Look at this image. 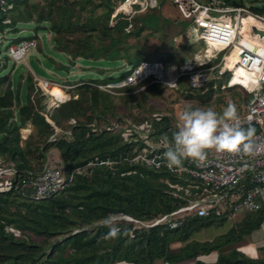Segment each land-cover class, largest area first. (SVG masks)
<instances>
[{"label":"trees","instance_id":"trees-1","mask_svg":"<svg viewBox=\"0 0 264 264\" xmlns=\"http://www.w3.org/2000/svg\"><path fill=\"white\" fill-rule=\"evenodd\" d=\"M118 1L0 3V33L14 37L0 46V169L15 171L10 185L0 188V264H264V256L251 258L237 249L262 229L264 209L237 215L229 209L206 218L193 217L174 230L166 226L140 230L133 223L119 220L127 215L152 222L209 191L188 175L149 169L133 161L145 146L139 130L150 124V141L157 146L169 145L164 150L167 158L175 165L183 162L177 153L182 140L179 121L169 113L146 110L144 104L154 107L169 92L186 120L194 121V117L201 119L211 114L213 108L231 106L223 103L221 92L239 87L222 89L224 82H213L207 90H187L183 84L178 90H169L146 80L139 86L101 88L126 79L144 62H152L149 59L176 67L202 58L201 54L194 60L186 55L177 58L173 39L161 57L150 56L158 52L156 49L145 51L143 40L148 38V31L162 32L174 23L190 37L182 48L183 54H192L193 45L201 43L193 35L189 21L163 15L168 0H156L147 12L112 24L110 18ZM227 1L233 5L243 3ZM183 22L189 24L188 30H182ZM24 26L34 27L43 37L22 33L20 28ZM48 32L53 49L45 43ZM33 40L38 41L41 54L40 58H30L34 76L61 82L47 69L65 75L71 70L67 64L74 66L79 61L91 65L99 74L80 77L82 83L71 99L48 111L37 98L43 92L36 86L34 76L24 65L14 68L6 54L11 46ZM55 60L61 62L59 67ZM86 78L88 81H83ZM238 94L234 93L233 101L237 102ZM242 100L247 109L253 98L249 95ZM26 129L32 131L24 138L22 131ZM53 151L60 154L65 175L91 163L97 165L91 167L90 174L77 175L64 191L36 200L30 185L45 168L52 167L46 160ZM106 161L114 165H100ZM56 168L60 169L59 163ZM235 216L226 234L206 242L196 239L202 230L222 226ZM175 243L182 244L177 252L172 248Z\"/></svg>","mask_w":264,"mask_h":264},{"label":"built area","instance_id":"built-area-1","mask_svg":"<svg viewBox=\"0 0 264 264\" xmlns=\"http://www.w3.org/2000/svg\"><path fill=\"white\" fill-rule=\"evenodd\" d=\"M170 2L177 8L181 19L191 23V31L196 39L204 42L202 58L177 68L160 62H144L126 79L105 88L139 86L150 80L149 84H161L169 90H178L182 84L187 90H207L211 83L223 81L222 89L241 87L255 98L243 114L214 129L178 124L182 132V140L177 148V153L183 158L180 165L167 158L164 150L169 145L157 146L150 141V124L139 130L145 146L134 158L135 161L149 169H165L172 174L188 175L209 189L206 195L152 222L127 215L119 217V220L133 223L140 230L156 226L174 230L180 228L186 219L206 218L212 213L223 214L229 209L233 210L234 215L264 209V35L261 34L264 33V12L253 11L249 4L228 5L222 0ZM255 2L257 9H264V1ZM155 4L156 0H119L111 23L123 18L131 20ZM35 45L34 41L23 42L10 49L11 55L15 59H22L26 51ZM232 56L238 57L234 67L250 77L248 86L234 82L237 77L234 68L225 69ZM48 88L50 86L46 84L45 89ZM103 164L113 166L114 162L100 163ZM94 165L97 163L77 168L65 176L53 167L45 168L30 185L32 198L47 199L64 191L77 175L89 173ZM2 175L5 180L3 176L0 188L10 185L15 171L0 169Z\"/></svg>","mask_w":264,"mask_h":264},{"label":"rangeland","instance_id":"rangeland-1","mask_svg":"<svg viewBox=\"0 0 264 264\" xmlns=\"http://www.w3.org/2000/svg\"><path fill=\"white\" fill-rule=\"evenodd\" d=\"M36 1H40V0H34ZM118 0H115V2ZM264 1V0H262ZM245 4H249L251 9L253 11H256V2L254 0H243L242 5ZM163 15H168L169 17H173V18H178L180 19L179 13L177 8L170 2V0H168V4H166L165 8H163L162 11ZM114 15V11L112 13V16ZM112 16L110 19H112ZM168 21H170V19L168 18ZM184 21V20H183ZM177 23L170 24L167 25L165 30L162 32H155L154 31H148L149 36L146 40H143V43L145 45V51H149L150 49L154 50L156 49L158 52L157 53H151L150 56H162L164 54V52H167L166 49L168 48V43L171 42V40L173 39V47L175 48V52L177 54V58L181 59L184 55L190 57V58H196L198 57V55L202 56L203 52L205 50V44L203 41H200L201 43H198L197 45H193V49L191 51L192 54H190L189 51H187L185 54H183L182 52V48L188 43L189 41V35L188 34H184L183 32L181 33V26L180 25H176ZM183 27L182 30H188L187 26H189V24L187 22H183ZM34 27L32 26H24L20 28V31L22 33L25 32H32V35H37L38 37L42 38L43 35L42 33L37 34L34 30ZM153 33V34H152ZM24 34H22L23 36ZM14 37L4 34V33H0V46L3 44H6L8 41H11ZM51 39H52V35L50 32H48L47 34H45V43L49 46L50 49L54 48V45L51 43ZM34 43L36 44L31 50L26 51L25 55L23 56L22 59H15L12 57L11 52H6L7 55H9V57L12 59L13 63H14V68H17L20 65H24L26 67V69L28 70V72H30L33 76L34 73L30 68V58L32 56H37V57H41V54L39 53V44L38 41L36 43V40H33ZM19 45H14L11 46L12 47H17ZM10 48V49H11ZM43 48V47H42ZM193 50H199L198 52H194ZM194 52V53H193ZM50 57V56H48ZM149 61L152 62H160L157 59H149ZM56 63V67H59L61 65V62L59 60H55ZM181 64V63H180ZM67 67L70 68L71 70L69 71V73L62 75L60 73H57L56 71H54L53 69H47L48 74H50L51 76L56 77V79H58L61 82H53L50 81L46 78L43 77H36L34 76V81L36 82V86H38L39 88H42V94H40V96H38L37 98H39L40 101H42V105L45 106L47 105V110L51 111V108L54 107L57 104L60 103H64L66 101H69L72 97V93L75 92V88L80 85L82 82L80 77H83L84 75H89L91 73L94 74H99V71L97 69L91 68V65H85L82 62H77L74 66H71L70 64H67ZM118 69V68H117ZM116 69V70H117ZM68 81H71V83H66ZM85 82L88 81V79L86 78L85 80H83ZM46 84H49L50 88L45 89ZM71 84V85H69ZM112 87V84H110ZM54 86H57L58 88H61V90H63L65 93L68 92V99H66V101L62 102L59 101L57 98H55L53 95L50 94V89ZM107 87V86H105ZM104 86H101V88L105 89ZM141 89H143V87H141ZM140 91V90H139ZM234 93H239L238 95H240V97L238 98V96L235 98V100H237V102L233 101V96ZM45 96V97H43ZM246 96H249V94L247 92H245L244 89H242L241 87L235 88L233 90H229V91H225V92H221V97L223 98V103H227L228 105L231 106H225V109L221 110V109H216L213 108L212 113L209 115H204L203 117H201V119H197L196 117H194V121L191 120H186L185 116L182 115V111L180 109V105L179 103H173V98L171 97V94H169V92L164 93L163 98L158 100V105L154 107H151L148 104H144V108L146 110L151 109L153 110L154 113H159L162 115H166L167 113L171 114L173 116V118H176V121L178 120L180 124L185 125V126H193V127H198L201 129H205V130H211L214 129L215 127H217L219 124H221L223 121L225 122V120L227 121L228 119H234L237 116H240L243 113V110L245 111L246 109V103L243 102L242 99H244V97L246 98ZM215 97L212 98V101ZM252 98L254 99L255 96L252 95ZM160 101V102H159ZM152 102V101H150ZM223 104V105H224ZM232 107V108H230ZM210 106V110L212 109ZM123 110V109H122ZM152 113V112H151ZM214 113V114H213ZM48 117V116H47ZM188 119V118H187ZM183 122V123H182ZM32 129H26L24 131H22L24 138H26L28 135L31 134ZM232 135H234V132H231ZM134 162H137V160L135 161L133 159ZM46 163L50 166H52L53 168H55L56 164L58 165L59 163V167L60 169H58L63 176H65L64 173V164L63 161L61 159L60 154L57 151H53L51 154L47 155V160ZM4 175L0 176V181L5 180V176ZM3 177V180H2ZM9 178V177H7ZM178 187V186H175ZM180 188V187H178ZM237 216L232 217L231 219H229L224 225L222 226H213V227H209L207 229L202 230L200 233H198L196 235V239L202 241L201 239L208 235L210 237H212L213 239L215 237H217L220 234H226L229 229H231L233 227V222L235 223ZM205 234V235H204ZM257 237H261L259 242H257ZM263 237V238H262ZM195 240V239H194ZM180 243H175L173 244L172 248L175 252H177L180 248H181ZM264 225L262 227L261 230L256 231L255 233V237L252 235L250 237H247V239L242 242L241 244H239L237 246V249L243 253H245L248 257L251 258H258L261 256H264ZM259 248H261V251L259 250ZM155 264H165L162 261H156ZM179 264H195V261H186V262H182Z\"/></svg>","mask_w":264,"mask_h":264},{"label":"bare ground","instance_id":"bare-ground-1","mask_svg":"<svg viewBox=\"0 0 264 264\" xmlns=\"http://www.w3.org/2000/svg\"><path fill=\"white\" fill-rule=\"evenodd\" d=\"M237 58L238 57H236V56H232L231 58H229L228 63L225 66V69H233L234 68V71H237V77L235 78L234 82L248 86L249 84L247 82H248V79L250 77L244 71L238 70L237 68L234 67V65L237 63ZM50 94L62 102L66 101V99H68V92L65 93L63 90H61V88H58L57 86H54V88L52 87L50 89Z\"/></svg>","mask_w":264,"mask_h":264},{"label":"crops","instance_id":"crops-1","mask_svg":"<svg viewBox=\"0 0 264 264\" xmlns=\"http://www.w3.org/2000/svg\"><path fill=\"white\" fill-rule=\"evenodd\" d=\"M222 1H224V2H226V4H228V5H233V4H229L228 3V1L227 0H222ZM254 1H259V2H261L262 0H254ZM242 5V4H241ZM180 16V15H179ZM199 56V55H198ZM192 60H194V59H192ZM160 63H163V62H160ZM185 63H187V62H185ZM165 64H167V63H165ZM182 64H184V63H181V64H179L178 66H176V67H174L173 65H172V67H174V68H177V67H179L180 65H182ZM169 65V64H168ZM171 66V65H170ZM220 82H223V81H220ZM228 120H230V119H228ZM227 120V121H228ZM226 121V120H225ZM222 123H224V121L222 122ZM221 123V124H222ZM200 233V232H199ZM205 235V234H204ZM213 238L212 237H210V236H208V235H206V236H204L201 240H202V242H206V241H209V240H212ZM199 240V239H198ZM200 241V240H199Z\"/></svg>","mask_w":264,"mask_h":264},{"label":"water","instance_id":"water-1","mask_svg":"<svg viewBox=\"0 0 264 264\" xmlns=\"http://www.w3.org/2000/svg\"><path fill=\"white\" fill-rule=\"evenodd\" d=\"M3 0H0V3L2 2ZM262 35H264V33H261Z\"/></svg>","mask_w":264,"mask_h":264}]
</instances>
